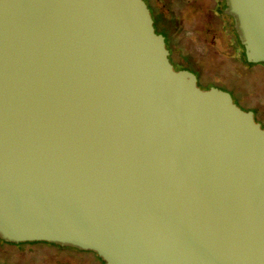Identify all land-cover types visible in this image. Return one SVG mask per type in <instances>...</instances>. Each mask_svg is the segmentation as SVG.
Segmentation results:
<instances>
[{
	"label": "water",
	"instance_id": "1",
	"mask_svg": "<svg viewBox=\"0 0 264 264\" xmlns=\"http://www.w3.org/2000/svg\"><path fill=\"white\" fill-rule=\"evenodd\" d=\"M225 3L264 63V0ZM168 54L145 0H0V238L264 264V127Z\"/></svg>",
	"mask_w": 264,
	"mask_h": 264
},
{
	"label": "rangeland",
	"instance_id": "2",
	"mask_svg": "<svg viewBox=\"0 0 264 264\" xmlns=\"http://www.w3.org/2000/svg\"><path fill=\"white\" fill-rule=\"evenodd\" d=\"M145 1L150 4V0ZM173 9L174 17H177L176 46L193 59L200 69L201 81L198 86L204 89L215 84L227 88L234 102L244 110L253 111L255 119L264 127V64L242 63L236 57L229 36L219 25L205 27L203 22H198V18L192 17L188 7L180 10L178 5H174ZM162 24L160 19L155 21L157 29H170ZM174 58L180 59L178 56H173ZM175 65L177 68L178 65ZM0 257H6L17 264H78L76 255L60 253L46 245H3L0 247ZM88 258L91 261V257ZM90 261L82 264H95Z\"/></svg>",
	"mask_w": 264,
	"mask_h": 264
},
{
	"label": "flooded vegetation",
	"instance_id": "3",
	"mask_svg": "<svg viewBox=\"0 0 264 264\" xmlns=\"http://www.w3.org/2000/svg\"><path fill=\"white\" fill-rule=\"evenodd\" d=\"M146 3L150 10L151 16L153 18V25H154L155 31L157 33H161L164 36L165 45L167 49L169 50L168 57L173 65V68L176 70L177 69H187L191 71L192 73H194L196 76L197 85H198V82L201 81L200 69L196 67V64L193 61V59L189 58L188 55H185L184 53H182L179 47L176 46L175 31L170 34L168 31L166 32L164 29H161V28L157 29L155 25V21L160 19L163 22L162 24L163 27H165L168 24H170L172 18L173 19L177 18V17H174L175 15V11L173 9L174 5H178V8H180V10L182 7H188L192 17L198 18V22H201V23L203 22L205 27L206 25L207 27L210 25H215V24L219 25L220 29H223L226 35L229 36V40L232 46L234 47V51L236 53V57L242 63L246 65H251L250 63L264 64L263 62L253 63V62H248L246 60L245 54H244V47L240 41L238 32L235 28L234 19L232 15H230L229 13L225 11V7H226L225 0H150L151 5L147 1ZM204 40H206V38H204ZM173 56H178L180 59H175V58L173 59ZM172 60H174L175 63L172 62ZM175 64L178 65L177 68H175L176 67ZM210 86L211 85L205 88H209ZM212 86H216V85L212 84ZM220 86L217 85L216 87L228 91L226 88L227 86L222 85L226 89ZM3 245H11V246L13 245L16 247H21L24 245H28V246L46 245V246L53 247L55 250H57L60 253L76 255L78 264H82L84 262L90 261L88 260L89 256L91 257V261L94 262L95 264H104V261L92 250L80 249V248L68 246V245H60V244L53 243V242H46V241L11 242V241H7V240L0 238V247H3ZM0 264H17V263L11 262L6 257H0Z\"/></svg>",
	"mask_w": 264,
	"mask_h": 264
},
{
	"label": "trees",
	"instance_id": "4",
	"mask_svg": "<svg viewBox=\"0 0 264 264\" xmlns=\"http://www.w3.org/2000/svg\"><path fill=\"white\" fill-rule=\"evenodd\" d=\"M167 27H169L170 29L166 30V32L168 31L170 34L173 33L177 27V25L175 24V19L172 18L170 24H168ZM250 64H252V63H250Z\"/></svg>",
	"mask_w": 264,
	"mask_h": 264
}]
</instances>
